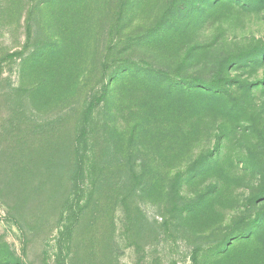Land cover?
<instances>
[{
    "label": "rangeland",
    "instance_id": "obj_1",
    "mask_svg": "<svg viewBox=\"0 0 264 264\" xmlns=\"http://www.w3.org/2000/svg\"><path fill=\"white\" fill-rule=\"evenodd\" d=\"M0 264H264V0H0Z\"/></svg>",
    "mask_w": 264,
    "mask_h": 264
}]
</instances>
